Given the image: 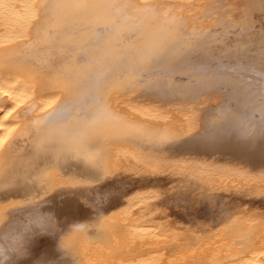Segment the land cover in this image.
<instances>
[{
    "label": "bare ground",
    "instance_id": "obj_1",
    "mask_svg": "<svg viewBox=\"0 0 264 264\" xmlns=\"http://www.w3.org/2000/svg\"><path fill=\"white\" fill-rule=\"evenodd\" d=\"M7 8L0 0V75L33 98L1 120L9 130L0 133V264H80L72 236L136 195L155 199L157 218L179 235L264 218V200L249 196L264 194V0H33ZM20 16L21 40L4 46ZM123 99L159 116L134 113ZM118 155L157 160L160 169L226 166L254 182L219 196L216 183L182 173L173 182L124 178L131 167L113 165ZM162 252L118 250L119 259L100 260Z\"/></svg>",
    "mask_w": 264,
    "mask_h": 264
},
{
    "label": "flooded vegetation",
    "instance_id": "obj_2",
    "mask_svg": "<svg viewBox=\"0 0 264 264\" xmlns=\"http://www.w3.org/2000/svg\"><path fill=\"white\" fill-rule=\"evenodd\" d=\"M4 1L8 4V11L12 6L17 7L21 3L27 4L33 0ZM169 1L183 2L186 5L194 2V0ZM20 18L21 21L12 20L13 25L6 30V37L10 39L5 41L4 46L21 40L20 28L22 29L25 24H23V18ZM0 84H3L0 85L1 88L9 93L7 97L14 108L12 115L23 110L33 98L29 93L22 92L21 82L12 77L0 75ZM43 101L45 105L47 101L45 99ZM119 102L121 103V100ZM124 103H126L125 99L122 101L123 106L134 113L146 111L137 105L127 106ZM47 108L48 106L43 109V113L47 112ZM151 115L152 117L159 116V113L154 112ZM8 122L5 121V126L0 133L9 130ZM1 151L3 149L0 150V155ZM157 164V160H143L130 155H118L113 161L116 167L121 168L126 165L131 167L130 173L123 175L124 178L164 179L173 182L177 181L175 175L182 173L204 184L216 183L215 186L213 185V194L219 196H234L236 195L235 190L243 189L241 183L254 182L244 173L226 166L203 163L192 166L184 165L181 168L163 166L165 168L160 169L157 168ZM249 196L264 200V194H249ZM155 203L156 200L150 196L136 195L119 212L100 220L98 224L87 230L77 231L70 240L77 251L75 257L80 261H92L112 257L118 250L130 251L144 248V251L150 250V252L163 250L162 253L151 255L157 261L184 264L211 262L224 264L229 261H233L231 264H264V218L240 216L218 230L179 235L157 218L153 211ZM204 214L206 211L200 212L201 216Z\"/></svg>",
    "mask_w": 264,
    "mask_h": 264
},
{
    "label": "rangeland",
    "instance_id": "obj_3",
    "mask_svg": "<svg viewBox=\"0 0 264 264\" xmlns=\"http://www.w3.org/2000/svg\"><path fill=\"white\" fill-rule=\"evenodd\" d=\"M7 96H9V93L5 92L2 88H0V99H4ZM5 99L9 100V97H7ZM8 104H4V105L0 106V130H1V128H3V124L1 123V120L5 116V112L4 111L9 113V112H11L14 109L13 107H8L9 106ZM124 104L128 105V106H133L134 105V103H131V102H127V103H124ZM142 104L147 105L148 103H142ZM142 104H140V105H142ZM1 112H4V113L1 114ZM143 250H145V249L144 248H140V249L137 248V249L131 250L132 253H129V254L134 256V254H138L137 252H140V251H143ZM118 256H119L118 253H116V254H114V256L109 257V258H105V259H107V260L114 259V258L119 259V258H117ZM151 257H152L151 255H149V256L148 255L147 256L141 255V256H138L137 258H133V260H130V261L128 260L127 262H119L117 264H153L150 261ZM107 260L103 261V262L100 259L92 260V261H89V262L80 261V264H112V263H109Z\"/></svg>",
    "mask_w": 264,
    "mask_h": 264
}]
</instances>
